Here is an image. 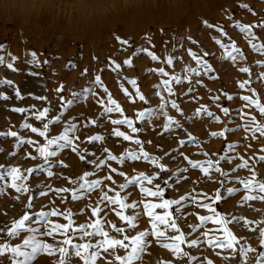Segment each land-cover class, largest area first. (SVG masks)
Listing matches in <instances>:
<instances>
[{
	"label": "rangeland",
	"instance_id": "1",
	"mask_svg": "<svg viewBox=\"0 0 264 264\" xmlns=\"http://www.w3.org/2000/svg\"><path fill=\"white\" fill-rule=\"evenodd\" d=\"M243 4L248 5V8L241 7ZM14 12L17 14L15 24H0V56L4 57V64H0V94L9 97L6 101L0 100V127L2 128L0 132L12 130L25 139H32L37 144L45 143L43 137L32 133L30 129H24L21 125L28 122L34 127L42 128V124L47 122V119L61 114V97L67 101L72 98V92H80L85 88H93L97 96L104 98L106 102V93L103 88L94 84L97 75L101 77L104 87H107L113 94V98L121 104L124 115L133 119L135 126L143 128L144 131L132 133L126 125H112L110 119L123 118L119 113L110 114V118L100 117L102 106L97 104L92 96H89L87 101L75 104L62 113V121L66 122L75 117V122L82 125L90 119H97V125L77 132L80 137V141H77V153L66 149L53 158L57 163L53 167L54 175L52 177H47L45 172L37 171L24 181L30 188L29 193H16L9 187L10 178L8 177L0 180V193H2L0 194V229L10 227L11 223L19 219L25 211L31 215L40 211L55 210L63 215L52 217L53 225L68 224L69 220L65 217L69 213H71L70 219L74 221L73 227L86 222H94L99 218L104 221L105 230L109 232L110 236L123 239L125 235L131 237L141 231H151V218L146 215L143 203H159L163 199H179L181 196L191 193L197 201L215 205L217 213L220 215H226L229 218L242 216L253 222L246 227L228 225L240 241L236 245V254L233 255L231 250L210 247L206 243H201L198 247L191 249L187 247V242L191 239L205 240L204 232H208L209 237L220 236L221 239L224 234L220 230L221 226L212 223L192 231L189 225L194 223L195 226H198L199 216L212 214L209 209L201 207L199 203L186 200L183 202V207L173 205L170 209H155L154 212L163 215L166 211H171L173 216L183 217L177 219V224L186 237V244L181 247L195 259L190 261L188 257H177L171 250L160 247L162 240L149 237L151 244L137 264H208L209 260L211 264H245L238 251L241 245H250L258 252L264 251L259 236L260 230L264 229V200L247 201L241 205L242 197L248 193L245 192L242 185L233 179L235 177L252 180L254 184L264 181V160L260 159L261 156H264V136H260L258 133L253 136L251 131L257 123L264 124V114H261L255 105H250L240 99V97L248 95L264 104V53L252 50L249 43L250 40L253 43L264 42V28L259 27L264 24V0H214L212 9L200 18L185 17L176 24L153 25L137 28L130 32L120 28L108 33V38L99 44L94 39L95 26L90 30H85L79 22V14L73 16L66 11L64 15L57 16L46 10L39 13V10L24 5L14 8ZM108 17L107 22H117L114 19V13ZM204 20H208L214 25H220L228 35L217 32L215 27L212 29L204 27ZM237 22L255 25L252 32L256 39L235 28L234 25ZM127 23L131 24L133 21L129 19ZM116 36L128 39L130 46H122ZM216 40H220L226 47L221 48ZM232 43H235L244 54L243 58L237 54L235 63L226 58V53L231 50ZM138 48H147L160 59L152 61L146 53H141L138 57L134 56L133 53ZM189 50L196 52L199 58L208 60L214 71L205 74L204 69L191 59ZM32 52L36 53L35 58H33ZM168 56L173 57L172 65H168L166 62ZM129 58L133 61L131 66L124 64V60ZM9 63L16 71L7 68ZM117 63L120 64V68L113 71L112 69ZM240 67H248L250 71L243 73L239 70ZM160 68H164L168 75H160L158 71ZM192 68H196L200 72L199 77L191 71ZM173 76L181 79L183 83L177 85L172 80ZM211 76L218 78L211 80L209 78ZM133 79L137 82L135 86L129 83ZM164 79L170 81L172 95H169L167 88L163 86ZM4 80H11L13 84L11 86L4 84L2 83ZM197 80H200V83H197ZM245 80H248L249 84L245 89H240L239 83ZM61 85L64 86L63 91L57 92L56 90ZM137 88L140 89V94L145 96L147 103L139 100ZM189 88H192L191 92H188ZM16 89L19 90L21 98H17ZM125 89L128 90L127 93ZM156 92H160L167 101V107L163 109V112L179 119L183 125L181 129L173 133V136L187 139V133H192L196 140L181 146L176 138L166 139L167 134L163 131V125L167 123V117L163 114L154 117L150 124L147 121L137 120L139 111L156 108L161 104ZM225 93L232 95L233 100H227ZM129 94L131 99L128 98ZM216 96L220 97L219 101L214 100ZM36 97H46L47 100H39ZM172 100L180 105L179 112L171 107ZM45 107L50 109L48 116L44 121H37L33 112L38 113ZM204 107L220 116V122H213L211 118L197 115L196 110L199 108L202 111ZM222 107L230 109L231 118L223 115ZM11 108H24L26 111L14 113L10 111ZM240 109H243V118L241 115H237ZM252 117H255V121ZM236 126H238L237 130L227 133L226 138L211 136L213 131H222L225 127ZM114 127H119L121 131L132 135L133 140L124 141L122 137L111 136L110 133ZM50 129V135L59 134L62 131V124L51 125ZM94 134H103L105 140L89 144L87 137ZM137 138L141 139L145 150L150 155L160 158V163H163L168 169L167 173L161 172L148 161L126 160L123 165L117 161H108L96 173V177H90L92 179L112 175V181H105V190L113 189L109 195L120 192L122 197H127L125 203H138L135 210L136 213H139L136 228H129L127 222L120 220L116 215L117 211L129 215L132 214V210L120 209L118 205H110L105 212L101 213L100 217H92L91 211L97 205L101 195L100 190L93 191L78 201L71 199L70 191L62 193L54 191L56 188L71 189L73 187L64 177L78 179L85 171L93 170L94 165L80 161L78 153L84 154L86 160H90L94 157L88 155L89 152H95L96 157L105 159L107 153L102 151L105 147L117 156L129 150L139 151V146L134 143ZM16 142L15 137L0 135V149H3L0 151V165L5 166V169L10 166L20 167L22 173L27 175L26 168L37 167L43 161L39 157L33 160L27 156L28 153L37 155L33 145L25 144L17 150ZM229 142L238 145L231 155L242 156L248 161L249 167L233 173L231 169L242 162L239 158L233 160L232 163L221 162V167L230 173L227 178L213 173L215 180L210 181L199 170L191 169L184 159V156L199 160L218 159L219 155L225 154V148ZM14 151L17 153L15 156L11 155ZM205 151L208 153L207 157L203 155ZM58 161H63L67 167H62ZM111 168H116L117 173H112ZM182 168H188V172H180ZM2 170L0 169V171ZM120 171L125 173L124 177L118 174ZM141 173L146 175L159 173V178L153 181V185L159 183L161 187L165 188L163 197L159 199L147 197L139 191L138 186H131L123 191L120 189V184L126 183L127 179ZM57 174L60 176L59 179ZM177 174L187 177V179L173 183L172 178ZM165 180H168L167 185L164 183ZM221 180L224 181L223 185L220 184ZM36 185L50 186L52 190H49L47 195L40 197L38 192L42 188H37ZM153 185L145 183L146 187L152 188ZM227 187H236L239 191L229 197L226 192ZM217 190L221 192L222 201L220 202L214 200ZM17 196H20L19 200L15 198ZM30 197L34 205L31 209L26 207ZM100 207L103 208L104 204H101ZM38 218L33 216V220ZM113 223L117 227L124 228V233H116L111 229ZM32 226L41 227L34 223ZM43 230L44 228L41 227V231ZM26 235L28 234L22 233L11 243L13 245L22 243ZM167 235H178V233L169 232ZM67 236L72 237L71 229L68 230ZM78 236L79 233H77V238H73V243L80 242ZM65 238L59 231L54 232L52 237H43L46 243L52 244L57 249V252L54 255L38 253L32 264H57L60 259L58 248L65 246L62 244ZM87 239L95 242L91 237ZM7 240L6 234L0 232V244ZM125 242L127 243V241ZM69 253L70 264H83V260L75 256V249L69 248ZM116 255L124 256L126 250L117 249ZM255 257V253H249L247 264H255ZM0 264H14V258L8 254L0 256ZM96 264H118V262L113 255L101 250Z\"/></svg>",
	"mask_w": 264,
	"mask_h": 264
},
{
	"label": "snow or ice",
	"instance_id": "2",
	"mask_svg": "<svg viewBox=\"0 0 264 264\" xmlns=\"http://www.w3.org/2000/svg\"><path fill=\"white\" fill-rule=\"evenodd\" d=\"M243 8H248V5L243 4L241 5ZM251 11V9H249ZM204 27L208 29L216 28V31L223 34L228 35L227 32L220 25H214L210 23L208 20L203 21ZM235 28L239 29L240 32L251 36L253 39H256L255 34L252 32V28L256 27L255 25H248L237 22L234 25ZM259 27L264 28V24L259 25ZM116 39L119 43L123 45H129L128 39H121L119 36H116ZM193 43H196L193 41ZM216 43L221 47L225 48L226 45L223 44L220 40H216ZM251 49L254 51H258L264 53V42L262 43H253L251 40L249 41ZM130 46V45H129ZM231 50L227 51L226 58L230 59L233 63L236 62L237 54L243 58V53L241 49L236 46L235 43L230 45ZM126 50V49H125ZM141 53H146L147 56L151 57L152 61H158L160 59L159 56L154 54L153 52L149 51L147 48H138L133 55L139 56ZM189 54L191 59L194 60L197 64H199L203 69L205 74L213 72L214 68L206 59H201L197 56L196 52L189 50ZM207 55V53H205ZM33 58H35L36 53L32 52ZM178 59V58H177ZM168 65H172L173 57L168 56L166 59ZM133 63L132 59H125L124 64L127 66H131ZM0 64H4V57L0 56ZM7 68L13 71L16 69L13 67L11 63L7 64ZM120 68V64H115V67L112 69L116 71ZM243 73H248L250 70L248 67H240L239 69ZM159 74L162 76H167L168 73L165 72L164 68H160ZM191 71L197 76H200V72L196 68H192ZM211 80H215L217 76L209 77ZM172 80L175 81L177 85L183 83L181 79L178 77L173 76ZM200 83V80L196 81ZM2 83L11 86L13 81L11 80H4ZM130 84L133 86L136 85V80H130ZM94 84L103 88L104 93H106V102L104 98H100L97 96L95 90L91 87L85 88L80 92H72V98L64 101L63 97H61V114L56 115L53 118L47 119V122L42 124V128L34 127L31 123L25 122L21 125L24 129H30L32 133H37L40 137H43L45 143L37 144L32 139H25L18 135L16 131L9 130L7 132H0V135H7L9 137H15L17 142L15 144V148L19 150L23 145H33L34 151L37 155H32L28 153L27 156L31 159L35 160L37 157L42 158L43 163L37 167H30L27 168L25 171L27 175H24L21 171L20 167L10 166L5 169V166L0 165V180H4L5 177L10 178L9 187L15 190L16 193L24 194L29 193L30 188L28 185L24 183L29 177L33 176L37 171H42L46 173L47 177H52L54 175L53 167L57 163L56 158L62 151L66 149H70L72 152L77 153L78 146L77 141H80V137L77 135V132L82 131L84 128H88L89 126H95L98 123L97 119H90L86 123L78 124L75 122V117L70 118L68 121H62V113L66 112L68 109L73 107L75 104L80 103L81 101H87L89 96H92L97 104L102 106V112L100 113V117H108L110 118V114L112 113H119L123 118L119 119H110V123L114 126H121L126 125L127 128L131 129L132 133H141L144 131L143 128L137 127L134 124L133 119L128 118L124 115V109L122 108L121 104L117 102L116 99L113 98V94L109 92L107 87H104L103 81L99 75L95 76ZM162 84L169 95H172V88L170 87V81L168 79H164ZM249 84L248 80L239 83L240 89H245V87ZM63 85L58 88L57 92L63 91ZM127 89L125 92L127 93ZM137 95L140 101L145 100V96L140 94V89L137 88ZM192 88L188 89V92H191ZM159 96L161 100V104L156 108H146L145 110L139 111L137 113V120L140 122L147 121L149 124L153 120L154 117L163 114L167 117V123L163 125V131L167 134L165 137L168 138H176L178 139V143L181 146L188 144L189 142L196 140V137L193 136L192 133H187V139H179L178 136H173V133L177 132L179 129L183 127L179 119H175L172 116L168 115L166 112H163V109L167 107V101L160 92L155 93ZM16 96L17 98L20 97V92L16 89ZM227 100H233V96L230 94L225 93ZM129 99L131 96L129 94ZM9 97L7 95L0 94V100H8ZM39 100H47L46 97H36ZM220 97H214L215 101H219ZM243 101L247 102L250 105H255L258 111L261 114H264V104L260 103L258 99H252V97L248 95H244L240 97ZM51 103V102H49ZM171 107L176 109L178 112L180 111V105L176 103L175 100L171 101ZM10 111L14 113H24L26 109L24 108H11ZM49 107H45L42 111L38 113L33 112L35 115V119L37 121H44L45 118L49 114ZM221 111L224 116L231 118L230 116V109L228 107H222ZM197 115L199 116H206L211 118L213 122H220L221 117L209 111L207 107H204L203 110L197 109ZM243 109H240L237 112V115L242 116ZM183 115V113H181ZM253 121H255V117H252ZM62 124V131L59 134L50 135V126L51 125H60ZM238 126L229 128L225 127L222 131H213L211 132L212 137H224L226 138V134L229 132H235ZM252 135L256 136L258 133L260 136H264V124L257 123L254 128H252ZM111 136L117 138H123L124 141H132L133 136L126 134V132L121 131L119 127H114L110 133ZM105 140V136L103 134H94L87 137V142L97 143L103 142ZM134 143L139 146V151H126L122 155H113L108 148H103V153H107L105 159H100L96 157L95 152H89L88 155L94 157L93 159L86 160V156L84 154L79 155L80 161H86L90 165H94L93 170L85 171L78 179H70L68 177H64L65 179L69 180V183L73 185L71 189L64 187V188H56L54 191L56 193L62 192H71V199L73 201H78L85 198L89 193L100 190L101 195L99 200L97 201L96 207L92 208L91 215L92 217H100L102 212H105L108 206L110 205H118L120 209L123 210H132V214L125 215L122 211H117L116 215L122 221H126L129 228H136V221L138 218L139 213H136L135 210L138 207L137 202L132 203H125L127 197H122L120 192H116L115 195H109V192L113 191V189L108 188L105 190V181H112V175H105L104 177L92 178L96 177V173L101 170L108 161H117L119 164L123 165L126 160L130 161H148L152 165H155L161 172L167 173L168 169L163 163H160V158L154 155H150L148 151L145 150L144 143H142L141 139L137 138L134 140ZM151 143L150 141L148 142ZM238 147L237 144L234 143H227L225 148V154L219 155L218 159H189L188 156H184V159L187 161V164L191 166L193 170H199L204 177H207L210 181H214L215 177L213 173H218L221 177H229V171L224 170L221 167V162L232 163L233 160L239 158L242 162L237 164L234 168L231 169V172H236L239 169L248 168V161L245 160L242 156L237 157L231 155L236 148ZM3 151V149H0ZM17 153L14 151L11 155L15 156ZM183 155V153H181ZM205 157L208 156V153L205 151L203 152ZM261 160H264V156L260 157ZM62 167H67V165L63 164V161H58ZM47 166V167H45ZM112 173H117L116 168H111ZM180 172L187 173L188 168L180 169ZM121 177L125 176L123 171L118 173ZM57 178L59 179L60 176L57 174ZM159 178V173L156 175H146L141 173L139 175L132 176L130 179H127V182L124 184H120L119 187L123 191L131 186H138L139 191L144 193L147 197L153 198H161L164 196L165 188L161 187L159 183L153 185V181ZM173 179V183H179L182 180L187 179V177L181 176L177 174ZM236 182L243 186L246 195L242 197L241 205H243L247 201H255V200H264V181L257 182L256 184L253 183L252 180H245L233 177ZM20 181V183H17ZM145 183L148 185H153L152 188L146 187ZM165 185L168 184V180L164 181ZM220 184L223 185L224 181L221 180ZM37 188H42L41 191L38 192V196L43 197L48 194L49 190H52L50 186H42L36 185ZM155 189V190H153ZM239 189L236 187H227L226 192L229 197H231L234 193L238 192ZM251 193H257L255 195ZM2 194V193H0ZM206 195V194H204ZM17 200L20 199V196L15 197ZM186 200H191L194 203H199L201 207L209 209L213 215L199 216V225H189L192 231H196L198 227H203L208 223H212L214 225L221 226L220 230H222L224 237L221 239L220 236H213L209 237L208 232H204L203 236L205 240L201 241L198 239H191L187 242V247L189 249L198 247L201 243H206L210 247H216L224 250H231L232 254L235 255L237 252L236 245L240 243L237 237L233 234V231L228 227V225H242L247 226L253 223L250 220L244 219L242 216H231L230 218L226 215H220L217 213L216 208L212 207L211 204H204L200 201L196 200V197L193 196L191 193L187 194L186 196H181L179 199H163L159 203L153 202H145L143 203V209L148 217L151 218V231H141L134 236H123V239H117L114 236H110L109 232L105 230L104 221L102 219L97 218L94 222H86L84 224H80L78 226L73 227L74 221L70 219L71 213H69L65 218L69 220L68 224H55L53 225L51 218L56 217L58 215H63L55 210L51 211H40L38 213H32L31 215L25 211L24 214L19 218L16 219L14 222L11 223L10 227L7 229H0V232H4L8 237L7 242L0 244V256L5 254L10 255L14 258V264H32V262L37 258V254H47V255H54L57 252V249L49 243H46L43 237H52L54 232H60L61 235H64L66 238L62 241V244L65 246H61L58 248V252L60 255V259L58 260L57 264H70L68 260L69 256V248L75 249V256L81 258L83 260V264H96L97 257L101 254V250L104 253L111 254L115 257V260L118 264H137L145 254V251L149 248L151 241L149 237H154L157 240H162L163 242L160 244L161 248L169 249L171 252L176 255L177 257H188V259L194 260L195 257L190 256L189 252L184 251L181 247L182 245L186 244V237L185 233L181 231L180 227L177 224V219H182L183 217H175L171 211H166L163 215L156 214L154 212L155 209H170L173 205L183 207V202ZM214 200L216 202L222 201L221 192L219 190L216 191ZM101 204H104V207H100ZM33 201L31 197L28 200L27 208H33ZM179 211V208H177ZM33 216L39 217L36 220H33ZM36 224L44 228L41 231V227H33L32 225ZM71 229L72 237L67 236L68 230ZM91 229V230H89ZM111 229H113L116 233H124L125 229L121 227H117L116 224H111ZM255 231V229H252ZM178 233V235H167V233ZM22 233H27L28 235L22 240V243H18L13 245L11 241L21 236ZM77 233H79L78 240L80 242L73 243V238H77ZM259 236L261 238V247L264 248V229L260 230ZM93 238L95 242L91 239ZM127 241V243L125 242ZM117 249H124L126 250V255L119 256L116 255ZM111 250V252H110ZM239 254L241 258L244 260L245 264H247V257L249 253H255V264H264V251H257V249L252 248L250 245H241L239 248ZM227 258V257H226ZM208 264H211V261H208Z\"/></svg>",
	"mask_w": 264,
	"mask_h": 264
},
{
	"label": "clouds",
	"instance_id": "3",
	"mask_svg": "<svg viewBox=\"0 0 264 264\" xmlns=\"http://www.w3.org/2000/svg\"><path fill=\"white\" fill-rule=\"evenodd\" d=\"M213 4L214 0H0V24H15L14 8L21 5L57 16L67 11L73 16L79 14L82 25L95 26L94 39L99 44L108 38V33L120 28L130 32L176 24L185 17L200 18ZM113 13L117 22H106ZM129 19L133 23H127Z\"/></svg>",
	"mask_w": 264,
	"mask_h": 264
},
{
	"label": "bare ground",
	"instance_id": "4",
	"mask_svg": "<svg viewBox=\"0 0 264 264\" xmlns=\"http://www.w3.org/2000/svg\"><path fill=\"white\" fill-rule=\"evenodd\" d=\"M108 18L109 17H106V22H107V20H108ZM94 26V25H93ZM93 26H85V25H83V27L85 28V30H90ZM0 129L2 130V128L0 127ZM27 169V168H26ZM212 207H214L215 208V205H213ZM211 214L213 215V213L211 212ZM193 225H194V223H193Z\"/></svg>",
	"mask_w": 264,
	"mask_h": 264
}]
</instances>
